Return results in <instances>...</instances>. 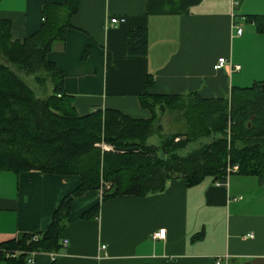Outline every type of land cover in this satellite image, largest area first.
Here are the masks:
<instances>
[{
    "label": "crops",
    "instance_id": "1",
    "mask_svg": "<svg viewBox=\"0 0 264 264\" xmlns=\"http://www.w3.org/2000/svg\"><path fill=\"white\" fill-rule=\"evenodd\" d=\"M64 2L0 0V21L21 42L41 26L44 4ZM249 17H264V0H78L64 42L46 60L63 75L79 116L101 109L147 120L144 94L229 100L233 89L264 88V32ZM111 18L123 22L109 26ZM132 29L146 31L144 56L127 54ZM221 58L226 63L214 70ZM79 183L78 176L1 171L0 247L43 233ZM162 229L164 238H154ZM60 247L36 252L34 264H264V184L233 173L223 184L172 180L146 197L103 201L101 190L88 191L72 201ZM3 254L0 264H10L14 258Z\"/></svg>",
    "mask_w": 264,
    "mask_h": 264
},
{
    "label": "trees",
    "instance_id": "2",
    "mask_svg": "<svg viewBox=\"0 0 264 264\" xmlns=\"http://www.w3.org/2000/svg\"><path fill=\"white\" fill-rule=\"evenodd\" d=\"M77 9L78 0L44 4L41 26L21 42L11 40L9 23L0 21V172L80 179L37 240L36 234H23L1 245V258L3 252H20L7 259L10 264H25L30 252H58L71 203L88 191L101 190L105 201L161 193L176 179L188 186L207 177L223 184L227 167L234 165L236 174L256 176L264 184V88L233 89L229 100L194 97L184 102L144 94L139 102L151 114L147 120L101 109L79 116L64 91L63 75L46 60L52 46L64 42ZM247 20L264 32V17ZM126 50L130 56L146 54L144 29L127 32ZM46 82L51 94L45 98L41 87ZM164 113L182 117V133L162 136ZM100 144L111 150L103 151ZM183 150L187 153L180 154Z\"/></svg>",
    "mask_w": 264,
    "mask_h": 264
},
{
    "label": "rangeland",
    "instance_id": "3",
    "mask_svg": "<svg viewBox=\"0 0 264 264\" xmlns=\"http://www.w3.org/2000/svg\"><path fill=\"white\" fill-rule=\"evenodd\" d=\"M48 81V80H47ZM36 90H38L37 86H35ZM42 89H45L46 93L43 95V97H48L49 94H51V86L49 85V83L46 82L45 86L41 87ZM176 115H179V114H176ZM160 119H161V124H162V136L164 135H170V134H174L176 132H183V120H182V117H181V120H180V116H175V115H172V116H167V113H164V114H161L160 115ZM229 133H230V130L228 129L227 130V135L229 136ZM212 138V137H211ZM156 140V139H154ZM211 139L210 138H207V139H203L201 141V144H204V143H208ZM103 151H109L111 150L110 146H107L105 144H100L98 145ZM187 151L183 150L180 152V154H186Z\"/></svg>",
    "mask_w": 264,
    "mask_h": 264
},
{
    "label": "built area",
    "instance_id": "4",
    "mask_svg": "<svg viewBox=\"0 0 264 264\" xmlns=\"http://www.w3.org/2000/svg\"><path fill=\"white\" fill-rule=\"evenodd\" d=\"M123 20L122 19H116V18H111L108 20V25L109 26H114V25H118L120 23H122ZM234 28L236 29V33L238 35H240L242 33V28L241 26H236L234 25ZM226 63L225 59L221 58V59H218L217 63L214 65L213 69L214 70H220L222 69L223 65ZM234 71H238L239 70V67H234L233 68ZM238 166L237 165H234V166H228L227 167V170H226V175L227 177L233 173H236L238 171ZM165 236V230L162 229V230H159L158 233H156L154 235V238H164ZM38 237L37 236H34L33 237V240H37ZM19 253H15L14 255H12V257H15L17 256ZM36 252H30L27 254V257H26V260H25V263L26 264H34V256H35ZM56 254H52V257L55 258ZM52 258V259H53ZM215 264H222V259H217Z\"/></svg>",
    "mask_w": 264,
    "mask_h": 264
},
{
    "label": "water",
    "instance_id": "5",
    "mask_svg": "<svg viewBox=\"0 0 264 264\" xmlns=\"http://www.w3.org/2000/svg\"><path fill=\"white\" fill-rule=\"evenodd\" d=\"M132 150H129L128 152H131Z\"/></svg>",
    "mask_w": 264,
    "mask_h": 264
}]
</instances>
